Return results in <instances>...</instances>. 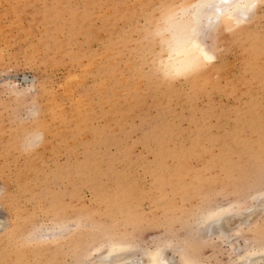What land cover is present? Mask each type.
I'll return each instance as SVG.
<instances>
[{
  "label": "rangeland",
  "instance_id": "rangeland-1",
  "mask_svg": "<svg viewBox=\"0 0 264 264\" xmlns=\"http://www.w3.org/2000/svg\"><path fill=\"white\" fill-rule=\"evenodd\" d=\"M187 2L0 0V264H88L109 238L141 260L230 205L254 208L234 246L248 226L264 236V6L242 35L206 33L215 59L181 71ZM198 243L201 263L230 264L231 243Z\"/></svg>",
  "mask_w": 264,
  "mask_h": 264
},
{
  "label": "bare ground",
  "instance_id": "bare-ground-1",
  "mask_svg": "<svg viewBox=\"0 0 264 264\" xmlns=\"http://www.w3.org/2000/svg\"><path fill=\"white\" fill-rule=\"evenodd\" d=\"M262 6H264V0H189V2L185 3L183 6L180 7L177 15H175L172 20L174 33V47L173 52L171 54V65L181 71L201 70L205 68L206 65H208L215 59L211 48H209V46L207 45V41L203 39L205 34L207 33L208 35H211L213 32L217 33L221 29H237L235 32L242 35L246 32V24L249 25L250 21H255L258 19L257 11L258 9L260 10ZM244 58L245 57H243V59ZM250 59H252V57H250ZM259 79H261V77ZM259 81L261 80H258V82ZM258 82H256V85ZM260 87V89L264 88L263 85ZM254 123H256V121H254ZM219 163L222 162L219 161ZM224 166L226 167V165ZM250 198L258 202L262 198H264V192H256L251 195ZM259 206L261 207V210L264 211V201L260 202ZM252 209L254 208L250 206L241 209L239 212L237 211L236 214L234 212V215H232V205H230L229 207L224 208L220 207L216 209H206L203 210V212H201L200 214L197 212L198 218L195 220V223H193L195 224V228L193 227L194 229H192L191 234H189L188 238L183 239L182 243L180 241L179 245L178 242L177 244L175 243L178 247L174 246L173 248V243L171 241H169V243L166 242V244L165 242L161 243V241H159L160 243L155 245V247H153L152 249H145L147 251L143 249L144 252H142L140 249V251L142 252L140 254V257H143L141 260L140 258H138V260H135L136 257H132V250L134 249L132 248L130 243L122 241L120 242L119 240H113L109 238L107 241H105V243L102 242V245L94 246L93 251L96 254V257H94L88 264H204L201 263V261L195 255L196 246L198 247L199 245L198 242L204 240L206 241L207 239H211L213 236H215V238L220 241H226L228 243H231L230 241L232 240L233 236L236 234L239 235L241 231V226L247 224L248 220L253 215L250 213L251 215L248 214L247 216V212H251ZM235 215L237 217V221L232 223L231 226L228 223L232 221H230V219ZM60 226L58 225V228ZM245 227L247 228V226ZM58 228L56 226V229ZM61 229L58 230L60 231ZM247 229L251 231V234L257 231L258 232L254 237H252V235L250 238H244V245L239 246L238 244L237 246H234L233 243L230 244V254L232 256L230 264H264V245L261 243L264 239V236L260 235L261 233L259 232L260 230H258L259 228L257 227V224L256 227L248 226ZM54 237L56 238V236ZM170 242L172 243V245ZM101 246H103L102 248L105 249L104 251H101ZM169 247L172 248L177 260H175L174 255L169 256L166 253V249ZM133 258L135 261H133Z\"/></svg>",
  "mask_w": 264,
  "mask_h": 264
}]
</instances>
